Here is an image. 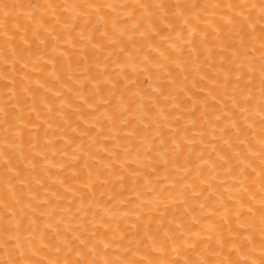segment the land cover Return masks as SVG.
I'll return each instance as SVG.
<instances>
[{"label": "bare ground", "instance_id": "bare-ground-1", "mask_svg": "<svg viewBox=\"0 0 264 264\" xmlns=\"http://www.w3.org/2000/svg\"><path fill=\"white\" fill-rule=\"evenodd\" d=\"M0 264H264V0H0Z\"/></svg>", "mask_w": 264, "mask_h": 264}]
</instances>
